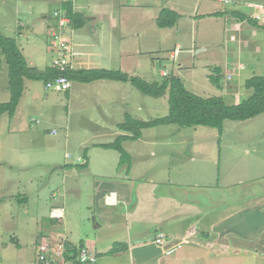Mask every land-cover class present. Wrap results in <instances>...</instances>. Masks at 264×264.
Returning <instances> with one entry per match:
<instances>
[{"label":"rangeland","instance_id":"rangeland-1","mask_svg":"<svg viewBox=\"0 0 264 264\" xmlns=\"http://www.w3.org/2000/svg\"><path fill=\"white\" fill-rule=\"evenodd\" d=\"M226 1L72 0L74 9L87 16L121 14L122 24L127 27L137 25L133 21L143 17L137 25L141 35L126 39V42L127 45L138 42L145 51H154L143 54L144 66L139 65L141 69L133 75L153 81L150 74L156 73L151 68L155 64L158 70L166 68L169 75L179 77L187 90L199 96H222L226 103L231 104L250 94L244 86L248 78L264 74V27L242 22L233 12L255 13V17L264 24V0ZM195 5L198 6L197 13L193 11ZM56 8L57 0H0V33L17 39L28 64L38 69L50 65L57 52L51 47L46 28V22L52 19ZM161 8L181 14L178 29L183 47L179 57L173 58L165 47L171 39L161 42L162 49L155 51V34H159V30L152 27L156 23L152 17ZM213 9L221 14L209 15ZM90 23L91 20L86 23L87 28ZM100 24L94 23L97 28ZM71 32L74 35L78 33L66 27L65 34L71 35ZM164 32L166 30H160V34ZM178 62L182 63L179 71L176 68ZM217 66L220 67L217 77L221 89L206 78L208 73L216 75L213 70ZM227 71L231 74L229 80H226ZM193 75L196 80H192ZM125 83L126 90H117L116 86L107 84L92 93L75 81L68 92H56L45 87L41 80L26 79L14 114L0 115V161L13 164L3 163L0 167V264H36L38 239L53 224L66 231L72 240H75L73 236L79 235L86 243L93 241V206L87 203L86 195L77 198L70 191L62 195V178L56 170L66 161L80 163L76 159L78 156L82 158L90 142L114 140L113 128L93 135L84 129L88 128V121L101 118L100 109H107L110 113V107L119 106L117 97H127L125 100L133 103V109L128 113L138 120L168 114L167 95L147 96L129 82ZM98 93L111 98L100 108L97 106L100 104L94 101V94ZM8 99L7 65L0 55V103ZM135 105L141 109H136ZM52 129L56 132L51 133ZM145 135L148 138L143 141L163 144L161 148L164 149L192 146L197 152L198 149L204 151V148L207 152L212 150L223 179L231 175L229 180L235 187L234 198H238L236 207L240 206L234 218L222 220L224 229L220 231L215 246L202 245L203 242L199 241H205V237H186L184 241L178 238L170 254L164 252L158 257V264H264V112L247 120H225L221 130L202 125L181 128L170 124L159 125ZM82 141L86 145L80 148ZM82 148L86 149L81 152ZM65 153L71 158H65ZM200 158V162L207 165L203 157ZM181 162L172 158L169 164L178 166ZM165 163L163 161L160 165ZM170 175L174 182L182 180L174 170ZM157 176L160 177V171ZM173 186L176 187L173 191H179L177 185ZM17 190L23 199L12 196ZM253 191H256V196ZM52 207H62L64 217L50 218ZM121 231L108 237L107 241L123 236L125 230L122 228ZM79 245L73 244L75 247ZM109 255L114 254L106 256Z\"/></svg>","mask_w":264,"mask_h":264},{"label":"crops","instance_id":"crops-1","mask_svg":"<svg viewBox=\"0 0 264 264\" xmlns=\"http://www.w3.org/2000/svg\"><path fill=\"white\" fill-rule=\"evenodd\" d=\"M61 1L57 0L58 8L55 10L61 9L59 6ZM197 9L198 6L195 5L193 11L196 10L195 13H197ZM215 12L218 11L210 10V13ZM157 15L158 12L152 18L155 20ZM249 15L256 16L255 13ZM85 16V25L79 29H74L78 33H75V35L73 32L70 33L71 35L65 34L72 48L71 68L125 70L133 75L141 69L138 68L139 65L143 64L144 66L143 54L154 51H145L143 45L138 42L127 45L126 39L134 36L138 38L141 35L142 32L138 33L137 25L138 20L143 18L142 16L133 21L137 25L133 24L128 27L122 24L124 20L121 14L97 13L94 16ZM179 19H181V14ZM179 19L174 26L165 28L157 27L154 21L155 24L152 27L159 30V34H155L157 41L155 51L162 49L161 42L164 43L166 40L171 39V42L165 47H168L167 51H170L171 56L174 51H177L176 56L179 57L183 47V39L178 29ZM90 20L91 23L88 29L86 23H89ZM95 22L101 23L98 28L95 27ZM261 22L262 20L260 24ZM55 26L56 19L54 17L46 22L48 35ZM66 27L73 29L69 23ZM160 30H166V32L160 34ZM75 41L79 42L75 43ZM18 42L17 44L20 47ZM25 44L26 46L29 45V43ZM32 56H35L34 52H32ZM57 56L58 53L56 52L55 57ZM181 67L182 63L178 62L176 65L177 70L179 71ZM151 68L156 71V73L150 74L152 80H159L164 75H169L166 68L158 70L155 64H152ZM209 75L210 73L206 74L208 81H210ZM230 76L231 74L227 71L226 80H229ZM191 77L192 80H196L195 75ZM69 81L70 87L65 92H68L75 83V81ZM78 84H80L78 86H86L92 93L100 91L107 84L116 86L117 90H126L127 88L125 82L114 80H96L90 83L78 82ZM231 86L234 87L233 84ZM233 90L235 91V89ZM94 96V101L100 104L97 105L98 108L111 99L99 93L94 94ZM131 97L134 98L133 93ZM117 98L120 104L116 107H110L112 112L109 113L107 109H104V111L100 109L102 113L100 117L103 119L97 118L88 121L86 124L88 128L84 129L87 134H100L110 131L111 128H113L112 132L115 137L120 134H128L119 130L116 125L122 122L125 114L133 109V103L129 104V101L125 100L128 99L127 97ZM241 100L242 98L239 99V102ZM135 107L141 109V106L135 105ZM114 109L115 111H113ZM113 114L117 116L113 117ZM91 128L95 130L92 131ZM156 128H159V126L144 128L141 130V136L138 139L122 142L124 150L130 157L129 164H118V151L97 146L109 142L93 141L89 143V148L85 152L86 158L82 153V158L81 156L77 157L76 160L81 161L80 163L73 160L60 164L56 173L62 178V195L65 191H70L77 198L86 195L88 197L87 203H91L90 205L93 206V241L86 243L80 239L79 235L73 236L75 240H72L66 231L60 230L55 224L46 228L45 234L41 235L38 241L65 239L71 245L85 244L96 254L95 264H158V257L165 254L163 247L153 241L159 234L166 236L168 240L166 247L175 246L177 243L175 241L178 238L184 241L186 237L197 238V236L205 237V241H199L200 243L203 242L202 245L215 246L219 241L217 238H219L220 231L224 229L222 220L224 218H234L240 209V206L236 207L238 198H234L235 187L229 180L231 175L228 174L226 179H223L218 160L212 150L207 152L203 147L204 151L198 149L197 152L192 146L189 148L179 146L164 149L161 148V146H164L163 144L143 141V139L148 138L145 135L146 132ZM85 145L86 142L82 141L79 146L81 148ZM198 147L200 148L199 145ZM84 149L86 148H82L81 152ZM67 154H64L65 158H71V155L68 156ZM199 157H203L207 165L200 162L201 158L198 159ZM172 158L180 159L182 162L178 166H171L169 163ZM85 161V168L77 167ZM163 161L166 163L160 165ZM3 163L13 166L6 160H2L0 161V167ZM173 170L176 171L177 177L182 178V180L174 182L170 175ZM159 171L160 177L157 176ZM161 175H163V178H161ZM173 185H177L179 191H173L172 189L176 188ZM194 190L197 191L193 193ZM110 192L115 193L114 202L106 203L105 196ZM253 194L256 196V191H253ZM12 196L23 199L18 190ZM122 228L125 230L123 236L107 241L108 237L122 232ZM102 235L104 236L102 237ZM211 238L213 239L211 240ZM120 241H125L126 246L122 245L120 251L116 254L106 256L108 254L105 253L112 248L113 244Z\"/></svg>","mask_w":264,"mask_h":264},{"label":"trees","instance_id":"trees-1","mask_svg":"<svg viewBox=\"0 0 264 264\" xmlns=\"http://www.w3.org/2000/svg\"><path fill=\"white\" fill-rule=\"evenodd\" d=\"M60 8L66 12L69 24L73 29H79L85 25L86 16L73 7L72 0H62ZM210 13L209 15L219 14ZM221 14V13H220ZM240 21H246L255 27H264L257 17L249 14L234 11ZM180 18V14L168 8H161L157 17L156 25L159 28L172 27ZM0 55L7 65L9 99L0 103V115L7 113L12 116L19 103L24 90V80H41L47 83L56 77L63 75L69 80L80 83H89L95 80H114L129 82L135 89L144 95L161 97L167 95L168 114L149 120H138L130 114H125L124 120L117 123L116 127L128 134H120L112 142L98 144L105 149H113L119 152L118 164H129V155L124 150V140H136L141 136V130L159 125L176 124L180 127L208 126L221 130L225 120L241 121L253 118L264 112V74L253 75L248 78L244 86L250 90V94L238 103L228 104L222 96H199L185 88L181 79L175 75L163 76L159 80L146 81L136 75L127 72L105 68H67L63 71L51 65L42 69L29 65L25 56L14 37L0 33ZM216 75H210V81L220 89L218 74L220 67L213 70ZM83 156L86 158L85 151ZM78 168H85L86 161L77 165ZM67 249L72 245L66 241ZM82 245V244H81ZM122 245L126 243L115 242L112 248L105 254H116ZM103 255V254H102Z\"/></svg>","mask_w":264,"mask_h":264},{"label":"built area","instance_id":"built-area-1","mask_svg":"<svg viewBox=\"0 0 264 264\" xmlns=\"http://www.w3.org/2000/svg\"><path fill=\"white\" fill-rule=\"evenodd\" d=\"M227 2L226 0H224ZM56 19V26L50 33V41L52 49L56 50L58 56L54 58L52 65L61 71L71 68L70 57L72 48L69 40L65 37L64 28L69 23V18L63 9L53 11L52 15ZM177 51H174L172 57H176ZM45 87H50L56 92H62L70 87V81L63 75L56 77L53 80L45 83ZM56 130L52 129L51 133ZM69 156V154H67ZM114 192H110L105 196L106 203L114 202ZM49 217L54 219H62L64 217V209L62 207H52L49 211ZM65 239L56 241H41L37 246L36 264H95L97 256L87 246L79 245L75 247L72 245L70 249L66 247ZM154 242L163 247L166 254L171 253L173 246L166 247L168 240L165 235L159 234L155 237Z\"/></svg>","mask_w":264,"mask_h":264}]
</instances>
